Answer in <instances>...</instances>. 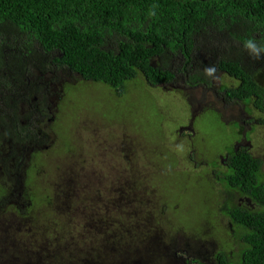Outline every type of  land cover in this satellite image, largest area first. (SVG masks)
<instances>
[{"label":"rangeland","instance_id":"rangeland-1","mask_svg":"<svg viewBox=\"0 0 264 264\" xmlns=\"http://www.w3.org/2000/svg\"><path fill=\"white\" fill-rule=\"evenodd\" d=\"M180 80L162 89L139 77L121 96L79 78L62 83L49 147L23 165L21 187L12 186L31 202L21 210L20 200L10 203L2 216L22 228L7 231L6 251H16L7 258L0 247V258L12 260L5 264H182L179 256L203 254L212 264L218 251L237 252L212 164L244 142L240 108L212 90L180 88ZM212 80L237 85L224 74ZM252 115L248 151L264 162V124L256 122L264 116Z\"/></svg>","mask_w":264,"mask_h":264},{"label":"trees","instance_id":"trees-1","mask_svg":"<svg viewBox=\"0 0 264 264\" xmlns=\"http://www.w3.org/2000/svg\"><path fill=\"white\" fill-rule=\"evenodd\" d=\"M248 39L264 44V0H0V119L9 120H0L2 170L12 169L11 141L37 138L33 120L21 113L57 70L117 96L139 77L152 88L167 89L180 78L211 90L213 77L224 74L237 82L217 90L225 103L264 116V54L252 56L244 48ZM224 154L212 166L220 213L238 249L216 252L213 262L264 264V162L247 148Z\"/></svg>","mask_w":264,"mask_h":264},{"label":"flooded vegetation","instance_id":"flooded-vegetation-1","mask_svg":"<svg viewBox=\"0 0 264 264\" xmlns=\"http://www.w3.org/2000/svg\"><path fill=\"white\" fill-rule=\"evenodd\" d=\"M61 73V72H60ZM51 76H54L53 74H51ZM50 77H46L45 78V82L49 83L48 84V89L42 90L40 94L35 93L32 96L31 102L28 105L29 108L26 110L24 109V111L21 113V118H23L24 116H26L25 114H29V117L31 118V120H33L34 122V129L36 130L37 133V138H31L26 140L25 142H13L11 141L12 146H14L13 148L15 149L16 155L14 158L11 159V163H10V168L11 171L8 173H4V171L2 170V167L0 166V170L2 172V175L0 176V231H5L6 233L3 236V243L0 245V247L3 248V251H5L4 255L9 258L7 256V254L11 255V253L15 252L16 250H11L12 252H10L9 250L6 251V247H7V243L8 240L10 238V234H8V229L12 228L14 232H19L20 230H22L20 225H11L10 223H6V218L2 217L6 211H8L9 208V204L10 203H14L17 205V202L20 200L21 203L18 204V208L21 210L22 208H26L27 206H29L30 202H31V198H27L28 196L26 194L23 193V196L21 195V193L18 191H14L12 186L14 185L15 187H21V182L20 181V173L23 172V165H25L27 162H29L31 160V158L34 156L35 153H39V151L42 148H48V144H46L48 142V139L45 137L46 136V131H47V127L53 123L56 119H57V104L58 102H60V100L63 98L64 92H63V88L64 85L66 83H70L71 80L73 79V76L69 75L67 76V74H64L66 79L61 78L60 76H62V74L59 75V77L55 78V79H51ZM39 77V76H37ZM78 78V77H77ZM76 79V77H75ZM64 82V83H63ZM63 83V84H62ZM179 87L183 88V89H188V90H197V87H193V86H186L184 81L181 80L180 81ZM68 85V84H67ZM177 83L170 85V88L173 86H176ZM162 89H166L164 86L160 87ZM218 86L214 85V88L211 89L213 92V96L216 100L221 101L223 103H225V98L222 97V93H217L218 90ZM211 95V93H210ZM35 98V101H33V99ZM229 105H232V103H228ZM240 108V116L242 118H237V123L235 124L239 130L240 133L242 134L243 138H244V142H238L236 143L232 148L236 150H239L240 148H247L250 146L248 144L247 141V136L250 134L249 130L251 129L250 124L247 123V119H250V123L252 122V118H250L251 116L247 115L246 112L243 110V108ZM19 119L20 123L22 124V121L20 118H17V120ZM1 122L4 123L9 121L7 119H0ZM242 121V122H241ZM245 127V125H249L247 128L245 129L243 127V125ZM11 127V126H10ZM182 129V128H181ZM248 132V135H247ZM225 155V154H224ZM15 160H17V164H15ZM220 160H223V156L220 157ZM21 167H19V166ZM213 165V164H212ZM19 167V169H18ZM16 178L15 180L13 178ZM6 178V179H5ZM5 180V181H3ZM8 181V183H7ZM8 186V187H7ZM16 192V194H14ZM18 199V200H17ZM22 206V207H21ZM4 208V210L2 209ZM4 220V222H3ZM205 254L202 255L201 259H189L188 255L186 257H180L177 258L178 260L182 261V264H189V262H194L196 264H211V259L207 258L208 256H204ZM15 257V256H14ZM214 257V256H213ZM12 260H6L3 261L2 258H0V262H4L8 263L11 262ZM28 261H32L31 259L27 258L25 260V262H23L22 264H25ZM173 261V260H172ZM16 261L14 260V264ZM212 264H214L213 259H212Z\"/></svg>","mask_w":264,"mask_h":264},{"label":"clouds","instance_id":"clouds-1","mask_svg":"<svg viewBox=\"0 0 264 264\" xmlns=\"http://www.w3.org/2000/svg\"><path fill=\"white\" fill-rule=\"evenodd\" d=\"M244 48L257 59L261 57V54H264V44H258L253 39L246 40L244 42Z\"/></svg>","mask_w":264,"mask_h":264}]
</instances>
